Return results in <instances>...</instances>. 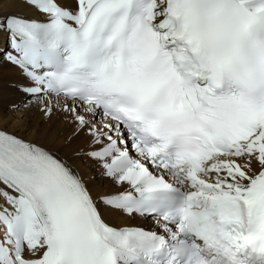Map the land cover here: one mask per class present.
Listing matches in <instances>:
<instances>
[{
  "label": "snow or ice",
  "instance_id": "snow-or-ice-1",
  "mask_svg": "<svg viewBox=\"0 0 264 264\" xmlns=\"http://www.w3.org/2000/svg\"><path fill=\"white\" fill-rule=\"evenodd\" d=\"M0 67V264H264V0H0Z\"/></svg>",
  "mask_w": 264,
  "mask_h": 264
},
{
  "label": "bare ground",
  "instance_id": "bare-ground-1",
  "mask_svg": "<svg viewBox=\"0 0 264 264\" xmlns=\"http://www.w3.org/2000/svg\"><path fill=\"white\" fill-rule=\"evenodd\" d=\"M15 79H16V71L14 69L8 67H0V108H2L3 105H6L10 102H15L16 100L19 99V97L15 94V92L8 86L9 82ZM56 127H59V125L57 124ZM68 154L70 156L71 152L69 151ZM70 163L79 164L80 162L70 160ZM81 168L86 174V176L96 175L91 170L84 168L83 165H81Z\"/></svg>",
  "mask_w": 264,
  "mask_h": 264
}]
</instances>
